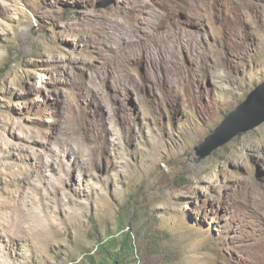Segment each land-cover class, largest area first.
I'll use <instances>...</instances> for the list:
<instances>
[{
  "label": "rangeland",
  "instance_id": "obj_1",
  "mask_svg": "<svg viewBox=\"0 0 264 264\" xmlns=\"http://www.w3.org/2000/svg\"><path fill=\"white\" fill-rule=\"evenodd\" d=\"M97 2L0 0V264L141 225L139 264H264V122L194 150L264 82V0Z\"/></svg>",
  "mask_w": 264,
  "mask_h": 264
},
{
  "label": "water",
  "instance_id": "obj_2",
  "mask_svg": "<svg viewBox=\"0 0 264 264\" xmlns=\"http://www.w3.org/2000/svg\"><path fill=\"white\" fill-rule=\"evenodd\" d=\"M116 0H98L96 6L105 8ZM264 122V82L256 86L235 109L195 146L196 154L202 158L226 145L241 132H246Z\"/></svg>",
  "mask_w": 264,
  "mask_h": 264
},
{
  "label": "trees",
  "instance_id": "obj_3",
  "mask_svg": "<svg viewBox=\"0 0 264 264\" xmlns=\"http://www.w3.org/2000/svg\"><path fill=\"white\" fill-rule=\"evenodd\" d=\"M15 60L19 58H13L11 62ZM143 226L141 225L140 229H127L125 226H120L119 232L109 233L105 238L99 237L97 250L94 253L85 254L82 259H91L92 264H139L141 252L137 245V237L145 238L146 232H143Z\"/></svg>",
  "mask_w": 264,
  "mask_h": 264
},
{
  "label": "clouds",
  "instance_id": "obj_4",
  "mask_svg": "<svg viewBox=\"0 0 264 264\" xmlns=\"http://www.w3.org/2000/svg\"><path fill=\"white\" fill-rule=\"evenodd\" d=\"M116 3V2H115ZM114 4V3H113ZM97 7V6H96ZM108 7V6H107ZM106 8V7H105Z\"/></svg>",
  "mask_w": 264,
  "mask_h": 264
}]
</instances>
